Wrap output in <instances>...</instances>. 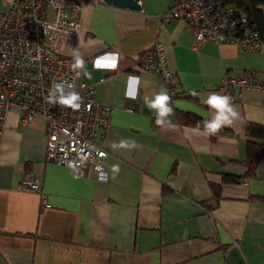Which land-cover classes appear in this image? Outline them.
<instances>
[{"label": "crops", "instance_id": "crops-1", "mask_svg": "<svg viewBox=\"0 0 264 264\" xmlns=\"http://www.w3.org/2000/svg\"><path fill=\"white\" fill-rule=\"evenodd\" d=\"M173 3L139 0L141 9L130 10L87 0L79 13L72 49L84 66L76 83L93 84L94 101L112 109L96 139L107 152L105 181L90 169L45 160L44 119L22 125L16 113L6 114L0 264H264V148L255 175L241 178L246 124L264 125V91L228 86L239 119L215 137L178 120L210 118L205 100L211 92L225 95V79L264 78V45L250 52L198 44L183 21L165 19ZM156 42L164 45L173 93L160 76L137 70V58ZM161 88L175 109L164 127L145 105ZM226 174L237 181H224ZM27 176L39 177L41 187L19 190Z\"/></svg>", "mask_w": 264, "mask_h": 264}, {"label": "built area", "instance_id": "built-area-1", "mask_svg": "<svg viewBox=\"0 0 264 264\" xmlns=\"http://www.w3.org/2000/svg\"><path fill=\"white\" fill-rule=\"evenodd\" d=\"M87 0H2L0 12V132L5 116L14 112L26 125L45 120V160L73 169H90L97 181H105V149L96 142L110 125L112 109L94 101L93 84H77L80 72L72 68L73 43L79 32V13ZM166 20L184 22L196 43L213 42L258 51L262 42L255 26L242 9L213 0H174L164 14ZM138 72L160 76L173 93L174 78L168 67L164 45L154 43L136 60ZM64 94H79L80 107L73 109L47 102L55 84ZM236 85L264 91V78L250 74L225 79ZM41 179L27 176L18 189L36 191Z\"/></svg>", "mask_w": 264, "mask_h": 264}, {"label": "clouds", "instance_id": "clouds-1", "mask_svg": "<svg viewBox=\"0 0 264 264\" xmlns=\"http://www.w3.org/2000/svg\"><path fill=\"white\" fill-rule=\"evenodd\" d=\"M73 59V69L83 68L84 61L78 53H74ZM85 75L90 74L85 73ZM193 95H195V93H193ZM134 98L135 97H133V99ZM45 99L50 103H59L73 109H79V101L81 98L79 94L75 92L65 95L64 85L57 83L53 85V90L49 92V95L45 97ZM171 101L172 97L169 95L168 89L166 88H161L153 97L145 99L146 107L155 114L154 122L156 126L164 127L165 125L172 124L170 117L175 115V109L173 108ZM205 104L210 109L211 116L210 118L199 121L197 127L194 129V131L200 132V124L202 123V134L205 136H215L223 128L232 127L239 119L240 114L236 110L234 102L229 95L211 92L208 94ZM119 146L124 148H135L136 144L135 142L128 144L121 141Z\"/></svg>", "mask_w": 264, "mask_h": 264}, {"label": "trees", "instance_id": "trees-1", "mask_svg": "<svg viewBox=\"0 0 264 264\" xmlns=\"http://www.w3.org/2000/svg\"><path fill=\"white\" fill-rule=\"evenodd\" d=\"M225 6H234L246 12L249 20L255 26L259 34L262 44H264V0H213ZM174 92V88H173ZM180 124L197 127V123L202 119L191 116L189 114L178 115ZM200 128H203L202 123ZM221 133V131L219 132ZM218 133V134H219ZM246 144H247V158L245 160V173L241 178H251L255 175L259 155L261 149L264 148V125L261 124H246L245 129ZM216 136V135H215ZM212 136V137H215ZM78 170V169H76ZM237 176L226 174L223 180L226 182H236ZM213 199L217 202L220 199V189L217 186H212Z\"/></svg>", "mask_w": 264, "mask_h": 264}, {"label": "water", "instance_id": "water-1", "mask_svg": "<svg viewBox=\"0 0 264 264\" xmlns=\"http://www.w3.org/2000/svg\"><path fill=\"white\" fill-rule=\"evenodd\" d=\"M108 5L127 8L130 10H140L139 0H103Z\"/></svg>", "mask_w": 264, "mask_h": 264}]
</instances>
